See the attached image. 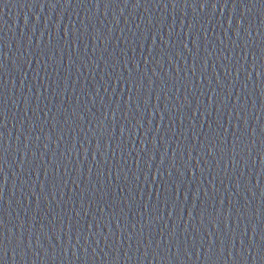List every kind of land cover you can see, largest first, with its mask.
I'll list each match as a JSON object with an SVG mask.
<instances>
[{"label": "water", "instance_id": "water-1", "mask_svg": "<svg viewBox=\"0 0 264 264\" xmlns=\"http://www.w3.org/2000/svg\"><path fill=\"white\" fill-rule=\"evenodd\" d=\"M0 264H264V0H0Z\"/></svg>", "mask_w": 264, "mask_h": 264}]
</instances>
